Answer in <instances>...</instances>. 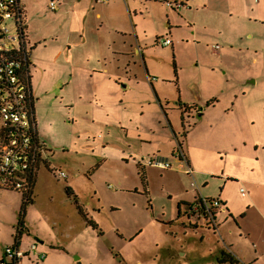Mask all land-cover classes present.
Segmentation results:
<instances>
[{"label":"rangeland","instance_id":"374dc122","mask_svg":"<svg viewBox=\"0 0 264 264\" xmlns=\"http://www.w3.org/2000/svg\"><path fill=\"white\" fill-rule=\"evenodd\" d=\"M91 1L96 12H101L103 4ZM142 1L138 0L136 10L146 14ZM26 2L35 8L26 21L29 32L47 37L46 42L42 41V47L48 44L46 51L39 48L37 54L46 52L43 57L51 58L62 38L57 43L51 40L71 25L73 13L51 12L44 0ZM247 5L246 17L219 20L215 16L214 26H201L198 37H193L186 27H175L172 33L164 30L163 37L169 38L172 46L164 47L155 38L139 42L136 49L142 48L152 69L149 76L161 90L157 110L148 107V93L156 98L145 78L140 81L146 85H135L127 93L135 114L120 110L119 95L113 100L107 98L109 108L93 110L88 102L93 90L88 80L83 84L85 102H78L76 89L81 84L72 93L64 86V77L71 75L69 71H63L60 87L53 84L57 75L44 78L49 77L36 102L37 115L41 108L43 116L38 126L43 161L37 171L34 202L24 203L22 193L0 187V260L5 250L15 244L23 223L22 251L28 253L36 243L47 254L44 260L33 256V264H218L221 250L229 245L235 246L234 252L242 249L254 257V243L258 255H262L259 264H264V243L256 240L259 236L254 240L241 238L230 214L216 216L217 231L203 221L195 228L198 222L188 219L182 201L193 204L197 193L191 187L192 178L185 173V164L172 156L169 143L171 135L175 153L178 142L184 143L189 134L191 159L199 164L191 166L194 171L218 167L225 174L229 169L243 172L244 168L235 169L222 159L226 157L224 142L232 135L228 129L232 120L241 138L249 137L250 130L259 136L264 128V0H247ZM170 11L180 14V10ZM101 22L95 25L99 27ZM145 24L152 25L150 21ZM61 45L65 46V40ZM216 45L220 46L217 55L213 53ZM136 59L140 62L141 57ZM68 70L72 72L71 67ZM250 80L255 83L248 84ZM210 101L216 102V109L207 107ZM75 103L78 104L73 109ZM194 107L209 110L199 117ZM230 111L228 118L225 114ZM249 111L251 117L245 120V112ZM169 125L177 136H173ZM136 128L144 131L142 136ZM150 132L157 135L152 149L158 148L161 154L147 152L151 148L140 141L139 137L145 139V133ZM221 142L223 146L219 147ZM184 152L187 155L186 148ZM155 156L169 161L173 168L162 170L147 164ZM60 172L66 178L60 177ZM241 176L238 177L244 181ZM196 181L205 197L203 188L219 194L218 188L223 187L214 181L204 187ZM237 181V186L228 184L226 188H231L229 193L243 212L247 210L243 202L247 194H242L241 188L249 192L251 187ZM252 221V226L264 233V225L254 213Z\"/></svg>","mask_w":264,"mask_h":264},{"label":"crops","instance_id":"0c3cea01","mask_svg":"<svg viewBox=\"0 0 264 264\" xmlns=\"http://www.w3.org/2000/svg\"><path fill=\"white\" fill-rule=\"evenodd\" d=\"M94 1L97 5H101L97 3L96 0ZM143 1H145L144 11L146 14L143 11L137 13L136 6L138 0H109L108 4H103L101 12H96V8L91 0H63L57 11H72L73 15L70 18L71 25L63 30L61 35H57L51 41L54 43L56 40L57 43L61 40L60 38H62V41L65 40V46L63 47L61 45V41L60 44L58 43L53 56L51 58H44L43 54L46 52L42 53V55H38L37 52L39 48L46 51L48 44L42 47V41L46 42L47 37L46 35L41 37L38 34L29 32L31 31L30 26L26 24V21L31 19V14L35 8H31L27 5L26 0H21L29 50L28 70L30 85L34 96L38 141L40 139L38 126L39 123L43 121V116L41 108H38V117L36 102L40 100L39 91H41L42 85H44V82H46V79L50 76V78H52L57 75V79H55L53 84L59 85L60 87L63 86L60 84L65 75L63 71H69L71 75H69V78L64 77V86L72 93L73 90L75 91L74 87L79 83L81 84V86L76 89V93L77 91L79 92L77 94L78 102H85L83 94H86V88L83 84L88 80L91 83V89H93L89 94L92 99L88 102H90V107L95 111H103L109 108L111 102L107 100V98H118L117 95H119L120 110L125 114L130 111L133 112V109H131L128 103V91L134 88L135 85L137 87L146 85L144 81H140L141 78H145L147 82H149V88L151 87L156 98L154 99L153 96L148 93L149 97L146 99L150 103L148 107L157 110L158 104L160 103L159 93L161 90L154 86L153 82H155V79L149 76L152 69L149 66V62L144 59L145 56L142 48L137 47L136 49L139 42L149 38H164L163 33H165V31L172 33L175 27H186L191 29L190 33L193 37H198L200 35L198 30L201 26L205 28L214 26L212 24L215 16H217L219 20L225 17L228 19L231 17H246L248 9L247 0H193L188 8L180 10V14H176L174 13L175 11L168 10L159 0ZM44 2L47 4L48 0H44ZM122 6L123 11L121 12ZM131 7L133 11H131ZM132 14L134 16H132ZM147 18L149 20H147ZM98 20L102 21L99 27L95 25V22ZM146 21H150L152 25L147 26V24H145ZM161 24H163L162 28ZM172 45H174L173 42L171 46ZM218 53L214 54L217 55ZM139 56L141 57L140 62L136 59L137 57L139 58ZM137 62L141 65L140 68H137ZM52 66L54 67L51 68ZM68 67H71L72 72L68 70ZM53 71H57L56 74H52ZM47 75H49V77L44 79ZM122 82L127 83V85H124ZM254 83V80L248 81V84ZM145 90L148 91L147 89ZM215 103V101H210L207 107L209 109H216ZM77 104L78 103L74 104L73 109L77 107ZM114 104L113 106H115ZM184 108L193 111V107L187 104H184ZM195 108L198 115L202 114L203 116L206 111L209 110H205L201 107H194V109ZM142 110H144V108ZM230 113L232 112L230 111L229 114H225L227 115L226 117L229 118L231 115ZM242 115H244V113H242ZM244 116L245 120L251 117L250 111L245 112ZM228 127L232 135L228 136L224 142L226 157L222 159V161H228V164L231 162L230 164H232L235 169L237 167L244 168L243 172L239 173L229 169L225 174L224 169L219 170L218 167H211L209 169L195 171V179L204 184V187L209 185V181L218 182V187L222 185V188H218L220 190L219 194L217 193L218 195L208 191V188H203L205 194H207L206 197H217L223 202L227 209L225 213L230 214L233 218V223L238 226L241 232V238L254 240L255 236H259L256 240L263 244L264 233L260 232L258 226H252V215L253 213L256 214L258 220H261L264 225V128L262 132H259V136L258 134L254 135L253 131L250 130L251 135L249 137L245 136L241 138L236 131V122L232 120ZM169 128H171L173 136H177L172 125H169ZM135 130L140 134L139 136H142L141 134L144 133V131H141L139 128ZM232 130L235 131L233 132ZM145 135V139H142V137H139V139L144 145L151 148L147 150V152L156 154L158 151V154H161L158 148L152 149L153 137H157L156 133L150 132L148 134L145 133ZM169 143L173 156V154H175L176 144L172 141L171 135L169 137ZM178 143L182 145L183 150L186 148L188 156L190 152L189 157L186 155L190 166L194 168L198 166L199 164L191 159L192 144L189 139V134L185 136L184 143L180 141ZM218 146H223V142ZM208 149L209 147L206 151ZM239 175L245 178L244 181L238 177ZM238 179L251 187L249 188V192H247L245 188H241V193L247 194L244 195V197L246 196L245 199L243 198L247 210L243 212L237 209L235 198L229 193L231 188H226L228 184L237 186L239 184V181H237ZM229 181H234L235 183H230ZM196 193L197 197L198 192L196 191ZM201 193H204V191L201 190ZM182 202H184L183 204L186 207L191 204L188 201ZM198 224L199 223L196 224L195 228L199 226ZM190 226L192 227L193 225L190 224ZM225 247L226 248L222 249L220 253L225 251L231 254L241 264H259V260L262 258L260 257L262 255H258V246L255 243L254 248L256 251L254 253L255 256L252 258L242 249L236 250L235 253L233 250V248H235L234 245ZM31 259L32 258L25 259L23 264H33ZM44 264H47V261L44 262ZM73 264H76V262L74 261Z\"/></svg>","mask_w":264,"mask_h":264},{"label":"built area","instance_id":"2783aa9c","mask_svg":"<svg viewBox=\"0 0 264 264\" xmlns=\"http://www.w3.org/2000/svg\"><path fill=\"white\" fill-rule=\"evenodd\" d=\"M63 0H48V9L56 12ZM167 9L188 8L193 0H159ZM106 4L109 0H96ZM13 26V30H12ZM164 47L170 46L169 38H158ZM220 46L213 47L218 53ZM29 50L26 27L23 21L21 0H0V125L5 130V145L0 152V187L28 193L30 177L42 162L43 147L38 141L37 124L34 111V96L29 76ZM175 158L185 164V173L192 178L191 187L198 192L195 202L187 206L185 213L190 220L217 231L216 216L226 212V207L218 198L205 197L195 179V171L190 166L183 147L178 143ZM147 164L162 170L172 169L173 165L155 156ZM56 175V174H55ZM59 176L66 178L64 172ZM22 237L5 250L0 264H23L25 259L36 257L44 260L47 254L40 251L36 243L28 253L21 249Z\"/></svg>","mask_w":264,"mask_h":264},{"label":"trees","instance_id":"16d2710c","mask_svg":"<svg viewBox=\"0 0 264 264\" xmlns=\"http://www.w3.org/2000/svg\"><path fill=\"white\" fill-rule=\"evenodd\" d=\"M199 116L201 117L202 114H199ZM5 143H6L5 142V130L0 125V149L1 150L4 147ZM38 168H39V166H38ZM38 168H37V171H38ZM37 171L34 174H32V176L30 177V180H29L30 189H29L28 193L17 191V192H20L23 194L24 203H33L34 202L32 196H33L34 187L36 184ZM6 190H8V189H6ZM78 209H79L80 214H82V216L87 220V217L84 214L81 207H78ZM89 224H92V222H89ZM20 230H21V232L19 233L17 238L19 236H21V234H23V231H24L23 223L20 225ZM17 238H16V240H17ZM218 264H241V263L238 260H236L231 254H229L225 251H222L220 258H218Z\"/></svg>","mask_w":264,"mask_h":264},{"label":"water","instance_id":"95a60500","mask_svg":"<svg viewBox=\"0 0 264 264\" xmlns=\"http://www.w3.org/2000/svg\"><path fill=\"white\" fill-rule=\"evenodd\" d=\"M200 117V116H199Z\"/></svg>","mask_w":264,"mask_h":264}]
</instances>
